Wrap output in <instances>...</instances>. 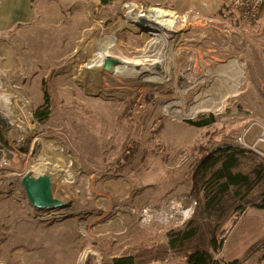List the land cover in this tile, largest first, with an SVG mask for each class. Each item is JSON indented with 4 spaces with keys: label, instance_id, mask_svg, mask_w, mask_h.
<instances>
[{
    "label": "rangeland",
    "instance_id": "1",
    "mask_svg": "<svg viewBox=\"0 0 264 264\" xmlns=\"http://www.w3.org/2000/svg\"><path fill=\"white\" fill-rule=\"evenodd\" d=\"M19 2L26 15L0 0V133L9 147L0 149V264H103L165 242L188 218L177 209L194 200L195 158L228 143L264 153V6L239 27L225 0ZM148 3L178 14L169 44L149 52L165 51L169 63L158 83L113 75L94 58L103 36L120 61L147 51L150 27L121 10ZM45 91L52 112L41 123L33 109ZM30 170L50 172L53 194L68 204L35 209L19 182ZM225 242L222 264H264V209L248 207Z\"/></svg>",
    "mask_w": 264,
    "mask_h": 264
},
{
    "label": "trees",
    "instance_id": "2",
    "mask_svg": "<svg viewBox=\"0 0 264 264\" xmlns=\"http://www.w3.org/2000/svg\"><path fill=\"white\" fill-rule=\"evenodd\" d=\"M49 98L45 91L42 102L33 109V117L41 123L52 112ZM187 122L203 127L210 119ZM0 149H9L1 133ZM189 173L188 192L196 204L183 225L169 229L165 242L133 254L104 257L103 264H161L169 256L180 259L181 264H222L216 255L237 219L248 207L264 209V158L241 145L222 144L195 158ZM238 262L234 259L226 264Z\"/></svg>",
    "mask_w": 264,
    "mask_h": 264
},
{
    "label": "bare ground",
    "instance_id": "3",
    "mask_svg": "<svg viewBox=\"0 0 264 264\" xmlns=\"http://www.w3.org/2000/svg\"><path fill=\"white\" fill-rule=\"evenodd\" d=\"M85 2L90 1H99V0H81ZM13 16H21L26 15V7L23 3L19 2V0H15ZM126 8V9H125ZM121 13L125 15L123 19H128L133 14H138V16H142L139 18L141 23L138 24H146L150 27L149 34L151 35V39L148 43L147 51L141 52L139 55H134L131 57L123 56L121 61L114 64L110 70V73L121 78H134L139 81H150V82H162L167 75L169 63L167 62V57L165 55V51H159V53H152L157 47L166 46L165 44H169V37L166 35L168 30H171L175 24V21L178 18V14L175 10L161 8L152 4L145 5H136L129 4L122 8ZM127 15V16H126ZM129 15V16H128ZM138 19V18H134ZM128 21V20H127ZM112 45L113 40L107 36H103L100 39L99 45L96 48L94 58L106 59L108 56L112 55ZM152 49V50H151ZM151 52V53H149ZM151 57H154L152 59ZM155 62H161L163 66L162 71H158L155 67ZM142 65L139 68L134 67V64ZM103 63H97V68L101 67ZM1 84V80H0ZM0 100L5 103V94L0 93ZM5 127V126H4ZM7 131V135L10 136L12 134L13 129L5 127ZM137 146V144H136ZM135 146V147H136ZM187 203L188 200H185Z\"/></svg>",
    "mask_w": 264,
    "mask_h": 264
},
{
    "label": "water",
    "instance_id": "4",
    "mask_svg": "<svg viewBox=\"0 0 264 264\" xmlns=\"http://www.w3.org/2000/svg\"><path fill=\"white\" fill-rule=\"evenodd\" d=\"M118 62H120L119 59L108 56L104 68L110 71L112 66ZM19 182L24 189L27 200L35 209L49 210L68 204L67 200H62L53 194L50 172L35 174L30 170L20 178Z\"/></svg>",
    "mask_w": 264,
    "mask_h": 264
},
{
    "label": "built area",
    "instance_id": "5",
    "mask_svg": "<svg viewBox=\"0 0 264 264\" xmlns=\"http://www.w3.org/2000/svg\"><path fill=\"white\" fill-rule=\"evenodd\" d=\"M225 3L228 7L229 15L236 21L239 27H248L256 23L264 6V0H225ZM262 140L264 142V136H262ZM236 141L238 144L241 142L244 144L242 137H237ZM135 146V142H133L132 145L128 144V148L125 147L127 148L125 149V153L130 154ZM258 153L264 158L263 152L258 151ZM186 200H188L187 203L185 200H182V203L180 202L178 205L177 211L180 213L181 217L187 215L189 217V213L192 211L191 208L193 209V206L196 204L194 200H190L189 198ZM160 214L164 217L169 216V212L166 211L165 207H163ZM165 241H167V239ZM168 262L169 260L166 258L161 264H168Z\"/></svg>",
    "mask_w": 264,
    "mask_h": 264
},
{
    "label": "crops",
    "instance_id": "6",
    "mask_svg": "<svg viewBox=\"0 0 264 264\" xmlns=\"http://www.w3.org/2000/svg\"><path fill=\"white\" fill-rule=\"evenodd\" d=\"M225 241H226V240H225ZM225 244H226V242H224V244H223V248H222V249H225V247H224V246H225ZM219 260H220V258H219Z\"/></svg>",
    "mask_w": 264,
    "mask_h": 264
}]
</instances>
